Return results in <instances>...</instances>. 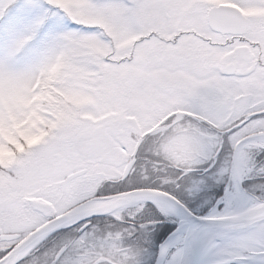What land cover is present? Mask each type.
<instances>
[{
    "label": "snow or ice",
    "instance_id": "1",
    "mask_svg": "<svg viewBox=\"0 0 264 264\" xmlns=\"http://www.w3.org/2000/svg\"><path fill=\"white\" fill-rule=\"evenodd\" d=\"M0 150V264H264V0H0Z\"/></svg>",
    "mask_w": 264,
    "mask_h": 264
},
{
    "label": "rangeland",
    "instance_id": "2",
    "mask_svg": "<svg viewBox=\"0 0 264 264\" xmlns=\"http://www.w3.org/2000/svg\"><path fill=\"white\" fill-rule=\"evenodd\" d=\"M42 139V137H30L29 139H28V144H29V146H32V145H34V144H37V143H39L40 142V140ZM23 149L21 148V151H22ZM13 157V153H11V152H9V151H4V150H0V163H3V162H5L6 160H10L11 158ZM254 182V181H253ZM252 182V183H253ZM213 183V181H208V187L205 189V191L204 192H202L201 194H200V198H202V196L204 195V194H206L207 192H209V191H212L213 189V186L211 185ZM227 187V186H226ZM225 187V188H226ZM225 188H223V189H221L222 191H219V193L216 195L215 194V199H213L212 197H211V199L210 200H207V203L206 204H204V207H203V210H201L200 212H199V214L200 215H207V214H209L210 212H211V209L213 208V207H215L216 206V203H217V201H219L223 196H224V194H225ZM219 190V189H218ZM217 190V191H218ZM223 205H220V208L221 209H223ZM204 209H210L209 211H207L206 213H203V211H204ZM206 211V210H205Z\"/></svg>",
    "mask_w": 264,
    "mask_h": 264
},
{
    "label": "flooded vegetation",
    "instance_id": "3",
    "mask_svg": "<svg viewBox=\"0 0 264 264\" xmlns=\"http://www.w3.org/2000/svg\"><path fill=\"white\" fill-rule=\"evenodd\" d=\"M226 152H227V148H226V150H225ZM142 155V157L143 156H145V155H147V153L146 152H144V153H142L141 154ZM253 181H250L249 183L251 184ZM253 183H255V182H253ZM212 186H213V190L211 191L212 193H216V195L219 193V191H220V188H221V186H223V188H225L227 185H226V183H220V184H216L214 181H213V183L211 184ZM219 189V190H218ZM218 190V191H217ZM258 195H259V193H257ZM212 195H214L213 197H215V194H212ZM109 220H110V218L109 217H106V216H104V217H99V218H93V221H92V226H94V227H98V228H100L101 230H104L107 226H108V223H109ZM175 228V226H172V228H171V231H169L160 241H159V243H156L155 244V252L158 254V252H159V245L160 244H163L168 238H169V236L171 235V232L173 231V229ZM67 234V233H66ZM49 246H51V245H49ZM153 264H154V261H153Z\"/></svg>",
    "mask_w": 264,
    "mask_h": 264
},
{
    "label": "trees",
    "instance_id": "4",
    "mask_svg": "<svg viewBox=\"0 0 264 264\" xmlns=\"http://www.w3.org/2000/svg\"><path fill=\"white\" fill-rule=\"evenodd\" d=\"M221 189H223V186H221L220 191H222ZM212 194H216V193H212L211 191L207 192L206 194H204L201 198L202 201H207L210 200L211 197L213 199H215L216 197H213L214 195ZM206 210V211H205ZM210 209H204L203 213H206L207 211H209ZM197 215H200L199 212L197 213ZM176 228V227H175Z\"/></svg>",
    "mask_w": 264,
    "mask_h": 264
},
{
    "label": "water",
    "instance_id": "5",
    "mask_svg": "<svg viewBox=\"0 0 264 264\" xmlns=\"http://www.w3.org/2000/svg\"><path fill=\"white\" fill-rule=\"evenodd\" d=\"M208 215V214H207Z\"/></svg>",
    "mask_w": 264,
    "mask_h": 264
}]
</instances>
